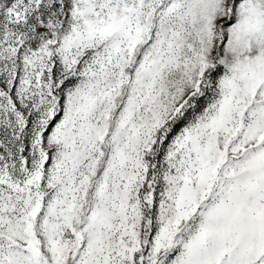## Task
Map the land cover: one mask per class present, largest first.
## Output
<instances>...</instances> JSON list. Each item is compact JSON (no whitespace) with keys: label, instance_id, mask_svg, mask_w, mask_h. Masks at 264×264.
Here are the masks:
<instances>
[{"label":"snow or ice","instance_id":"1","mask_svg":"<svg viewBox=\"0 0 264 264\" xmlns=\"http://www.w3.org/2000/svg\"><path fill=\"white\" fill-rule=\"evenodd\" d=\"M0 264H264V0H0Z\"/></svg>","mask_w":264,"mask_h":264}]
</instances>
